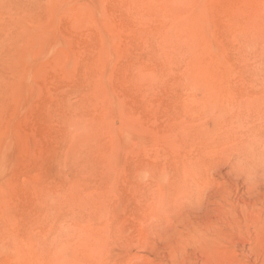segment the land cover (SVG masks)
Wrapping results in <instances>:
<instances>
[{
  "label": "rangeland",
  "instance_id": "rangeland-1",
  "mask_svg": "<svg viewBox=\"0 0 264 264\" xmlns=\"http://www.w3.org/2000/svg\"><path fill=\"white\" fill-rule=\"evenodd\" d=\"M256 135L264 0H0V264H264Z\"/></svg>",
  "mask_w": 264,
  "mask_h": 264
},
{
  "label": "bare ground",
  "instance_id": "bare-ground-1",
  "mask_svg": "<svg viewBox=\"0 0 264 264\" xmlns=\"http://www.w3.org/2000/svg\"><path fill=\"white\" fill-rule=\"evenodd\" d=\"M255 137V141H253L252 139H249L248 140V138L247 139H245V143L244 144H246V146H245V148H243V152H245V153H247L248 151H253L254 149H253V145L256 143V142H260L261 140H264V139H262L260 136H258V135H256V136H254ZM251 140H252V142H251ZM259 143H257V145H258ZM255 148H257V146L255 147ZM248 150V151H247ZM240 153H241V151H240Z\"/></svg>",
  "mask_w": 264,
  "mask_h": 264
}]
</instances>
